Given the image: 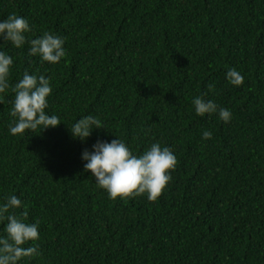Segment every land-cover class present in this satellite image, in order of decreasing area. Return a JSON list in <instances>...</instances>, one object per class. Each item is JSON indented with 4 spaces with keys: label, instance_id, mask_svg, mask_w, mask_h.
I'll return each mask as SVG.
<instances>
[{
    "label": "trees",
    "instance_id": "trees-1",
    "mask_svg": "<svg viewBox=\"0 0 264 264\" xmlns=\"http://www.w3.org/2000/svg\"><path fill=\"white\" fill-rule=\"evenodd\" d=\"M12 13L26 41L51 32L66 50L41 63L0 40L10 83L25 69L51 77L46 112L61 119L14 137L11 91L0 102V201L19 196L16 214L39 222L40 254L20 264H264V0H0V20ZM199 95L230 121L196 116ZM88 114L105 128L73 139ZM115 136L137 154L153 142L175 153L156 201L109 199L84 171L82 152Z\"/></svg>",
    "mask_w": 264,
    "mask_h": 264
},
{
    "label": "clouds",
    "instance_id": "clouds-1",
    "mask_svg": "<svg viewBox=\"0 0 264 264\" xmlns=\"http://www.w3.org/2000/svg\"><path fill=\"white\" fill-rule=\"evenodd\" d=\"M30 31L27 19L16 13L0 20V40L10 43L16 49L28 43L27 56L37 57L41 63L49 64H58L66 56L64 38L44 32L26 41L25 34ZM13 63L12 56L0 50V102H3L9 91L13 94L8 134L15 137L24 135L26 131H42L58 126L61 123L60 117L46 112L48 97L52 93L51 77L38 70L30 73L25 69L21 78L12 84L9 76ZM225 79L233 86L243 83V76L235 68L226 71ZM191 103L196 116L216 115L225 123L231 119L232 114L228 109L218 107L203 95L194 97ZM100 128H105L100 119L88 114L77 119L69 130L73 139L83 142L94 129ZM147 131L150 132V129ZM115 137L110 142L98 139L91 146V151L82 152L81 159L86 162L83 164L84 171L91 173L97 188L106 192L109 199L143 195L148 201H156L172 180L171 172L177 166L175 153L171 147L153 142L137 154L122 138ZM201 138L210 140L212 132L203 131ZM23 206L17 195H9L0 201V223L4 225L0 233V264H20L23 258L30 260L40 254L36 243L40 238L39 222H26V211L17 215L15 210ZM29 242L31 245L24 247Z\"/></svg>",
    "mask_w": 264,
    "mask_h": 264
}]
</instances>
